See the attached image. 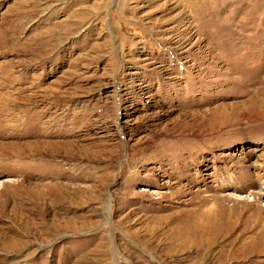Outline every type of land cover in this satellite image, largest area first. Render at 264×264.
Segmentation results:
<instances>
[{"label": "rangeland", "instance_id": "obj_1", "mask_svg": "<svg viewBox=\"0 0 264 264\" xmlns=\"http://www.w3.org/2000/svg\"><path fill=\"white\" fill-rule=\"evenodd\" d=\"M210 196L264 218V0H0V264H201Z\"/></svg>", "mask_w": 264, "mask_h": 264}, {"label": "bare ground", "instance_id": "obj_2", "mask_svg": "<svg viewBox=\"0 0 264 264\" xmlns=\"http://www.w3.org/2000/svg\"><path fill=\"white\" fill-rule=\"evenodd\" d=\"M249 101H255V96L252 95L249 98ZM218 199L220 198H216L214 196L202 197L201 199H199V201L194 203L195 207L191 209L192 215H190V221L193 224L194 230L190 233V235L187 234L186 237L189 238L191 247H194L197 252V255L194 258H189L194 263H226L231 258V254L233 253L239 242L246 241L250 234L253 235V233L255 232L264 233V218H262V215L255 224L249 225L248 227L245 226L236 238H234L232 241H228V239H226L225 237L230 232V230H232L230 224H226V226L222 227V229L224 230L221 229V226L220 229L218 227V230L215 228L216 225H214V222L211 221V218L209 217V210L211 209L212 205H214L212 204V202L215 203V201ZM220 200L225 202L232 199L229 197H224ZM248 234L249 236H247ZM240 245L244 246L245 244L241 243ZM215 247L218 248L216 252L213 251ZM227 251L229 252L228 255L225 254Z\"/></svg>", "mask_w": 264, "mask_h": 264}]
</instances>
